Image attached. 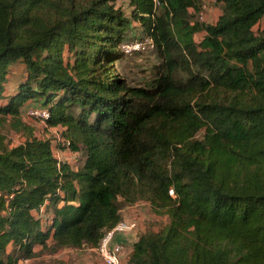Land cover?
Wrapping results in <instances>:
<instances>
[{
    "label": "trees",
    "instance_id": "16d2710c",
    "mask_svg": "<svg viewBox=\"0 0 264 264\" xmlns=\"http://www.w3.org/2000/svg\"><path fill=\"white\" fill-rule=\"evenodd\" d=\"M114 1L0 0V264L95 247L140 201L167 221L129 264H264V0H213L212 23L190 20L204 0H129L161 58L145 85L112 70L129 27ZM16 62L26 79L3 103ZM30 99L61 139L33 134Z\"/></svg>",
    "mask_w": 264,
    "mask_h": 264
},
{
    "label": "rangeland",
    "instance_id": "374dc122",
    "mask_svg": "<svg viewBox=\"0 0 264 264\" xmlns=\"http://www.w3.org/2000/svg\"><path fill=\"white\" fill-rule=\"evenodd\" d=\"M156 2V1H155ZM115 7L119 8L122 13L125 15L126 18L129 20V27H127L123 32V41L120 43L119 47H122L121 44L124 45H133L134 43H140L141 48L132 50L129 54L123 53L122 57L119 58L116 62L112 64V70L116 71L121 77L125 78L127 82L133 85H145L148 81L154 77L156 66L161 63L160 54L157 52V49L154 45L150 44L148 38H150L147 33L143 30L142 26L137 20H134L131 17V9L129 0H115L114 1ZM204 5V8L198 11H194L192 8L188 9L190 20L191 21H200L204 23H211L214 22L218 15L220 14V6L216 4L213 0H204L200 3L199 6ZM158 7L156 11L158 12ZM201 14V19H199V15ZM261 23V24H260ZM260 26L264 24V19L259 22ZM257 26L255 27V29ZM203 31H198L193 34V39L196 43H199L203 38ZM64 59L66 62H71L73 57L72 54L66 49L64 51ZM23 66L19 64H14L10 67L9 74L7 77V81L5 83V89L8 93L14 91L16 89V83L20 79L23 78L22 75ZM25 122H30L31 118L24 119ZM35 121V120H34ZM42 125V124H41ZM35 127V126H34ZM43 128V127H40ZM12 144H17L22 140V137L16 135L15 133L2 130ZM40 131L44 132L43 129ZM201 131L197 134L200 136ZM51 136L57 139H61L60 133L57 131H52ZM55 139V138H54ZM53 139V144L54 143ZM75 157V153L70 150H65L64 157L67 160H73ZM125 205H121L120 207L125 209ZM131 210L143 212L144 217L143 220L137 219L133 216L129 218H122V219H136V228L133 231L136 235L143 233L144 231H158L165 223H166V216L163 214H156L151 209L145 205L144 203L137 202V205L130 207ZM50 209L48 213L42 214L40 217L42 219V225L45 228L48 216L50 213ZM143 226L144 229L141 227ZM151 227H154L153 229ZM142 228V229H141ZM143 230V231H142ZM131 233V232H129ZM62 256L67 258V264H86L85 262L88 261L90 264H102L100 258L98 257L95 250H73L69 249L64 251ZM43 261L35 260L30 264H42ZM27 264V263H25ZM29 264V263H28Z\"/></svg>",
    "mask_w": 264,
    "mask_h": 264
},
{
    "label": "crops",
    "instance_id": "0c3cea01",
    "mask_svg": "<svg viewBox=\"0 0 264 264\" xmlns=\"http://www.w3.org/2000/svg\"><path fill=\"white\" fill-rule=\"evenodd\" d=\"M14 64H19V65H22L23 66V71H22L23 78L20 79L19 81H17V83H16V89H14V91H11L10 93H8L6 91V89H5L4 99L2 100L3 103H5V101L7 100V98L9 96H12V95H14L17 92V86H18V84L21 83L22 81H24L26 79V74L27 73H26L25 65L23 63H21V62H16ZM14 64H12V65H14ZM12 65L10 67H12ZM10 67L8 69V74H9ZM8 74H7V77H8ZM38 104H39L38 101L30 99V100L26 101V103L24 104V108L27 107V106L38 105ZM25 118L27 119V117H24V119ZM26 123L33 127V134L35 136L39 137V138L40 137L42 138L44 136H49V135L51 136L52 131L59 130V127H56V128L55 127H53V128L44 127L43 124L41 125L40 122H37V121H34V120H31L30 122L26 121ZM40 127H43V128H40ZM40 129H43L44 132L40 131ZM61 129L63 130V127H60V130ZM52 151H53L54 156L58 160L66 161L73 168H77V166H79V165L82 164V156H81V153H79V152L75 153V157H74L73 160H67L65 158H61V157H64L65 150L56 147L55 144H53V143H52ZM140 203H142V204L144 203L145 205H147L150 208V205H149L148 202H146V201H140ZM135 205H137V203L125 205L124 207L128 206L125 209L124 208L123 209L120 208V210H119L120 218L121 219L122 218H129V217L133 216V217H135L137 219H141V221H142L143 218H145L143 212L142 213L140 211L134 212V210H131V208H130V207H133ZM42 209H43V207H42ZM141 227L144 229L143 226H141ZM151 228L153 229L154 227H151ZM138 235H136L134 232H131V233H126L124 235L117 234L115 236L114 240L123 243V250H122V253H121V256H120V264H129L128 263V256H129V253L132 250L133 243L138 238ZM50 243H51V241L49 239V241L47 242V245H49ZM12 247H13L12 244H9L7 246V248H6V251H9ZM69 249H72V251L73 250H76V251L77 250H81V251L82 250H95L94 247L84 246V247H82L80 249L60 248V249H57L55 251H48V250H42V246L41 245L35 244L32 247V250L34 252L33 257L19 259V260H17V264H25V263H27V264L29 263L30 264V263L34 262L35 260H37V261H39V260L43 261L42 264H67L66 263L67 258L64 257V256H62V254L64 253V251L69 250ZM85 263L86 264H90V262H88V261H86Z\"/></svg>",
    "mask_w": 264,
    "mask_h": 264
},
{
    "label": "built area",
    "instance_id": "2783aa9c",
    "mask_svg": "<svg viewBox=\"0 0 264 264\" xmlns=\"http://www.w3.org/2000/svg\"><path fill=\"white\" fill-rule=\"evenodd\" d=\"M204 8L201 5L199 9ZM205 9V8H204ZM201 19V14L199 15ZM150 44L152 45L151 38H148ZM140 43H134L133 45H123L122 50L124 53H130L132 50L140 49ZM25 117L31 118L38 122H45L49 118V111L40 106H29L23 111ZM67 144V143H66ZM42 211V207L39 208V212ZM136 219H120L111 228L104 230L99 239L97 245L94 247L98 257L100 258L102 264H120V256L123 250V243L114 240L117 234L124 235L129 232L135 231Z\"/></svg>",
    "mask_w": 264,
    "mask_h": 264
}]
</instances>
